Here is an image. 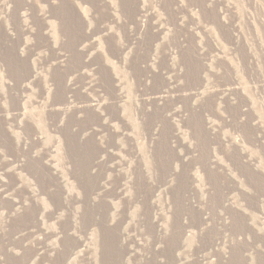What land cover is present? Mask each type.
<instances>
[{
	"label": "rangeland",
	"instance_id": "obj_1",
	"mask_svg": "<svg viewBox=\"0 0 264 264\" xmlns=\"http://www.w3.org/2000/svg\"><path fill=\"white\" fill-rule=\"evenodd\" d=\"M0 264H264V0H0Z\"/></svg>",
	"mask_w": 264,
	"mask_h": 264
}]
</instances>
